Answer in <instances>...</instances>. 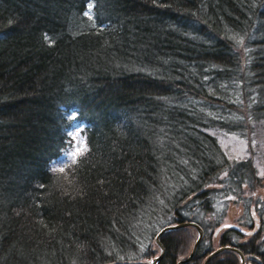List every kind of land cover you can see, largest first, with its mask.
Returning a JSON list of instances; mask_svg holds the SVG:
<instances>
[{
    "label": "trees",
    "instance_id": "16d2710c",
    "mask_svg": "<svg viewBox=\"0 0 264 264\" xmlns=\"http://www.w3.org/2000/svg\"><path fill=\"white\" fill-rule=\"evenodd\" d=\"M255 124L264 0H0V264H149L161 246L176 264L196 227L154 234L185 219L203 233L181 264L216 247L205 264H264L255 195L236 197L249 237L214 230L224 193L264 181L262 154L228 160L217 135ZM81 125L88 150L61 168Z\"/></svg>",
    "mask_w": 264,
    "mask_h": 264
},
{
    "label": "rangeland",
    "instance_id": "374dc122",
    "mask_svg": "<svg viewBox=\"0 0 264 264\" xmlns=\"http://www.w3.org/2000/svg\"><path fill=\"white\" fill-rule=\"evenodd\" d=\"M75 117V116H73ZM70 122H72L70 120ZM254 133L252 135L253 138H251V140L248 142V140L246 138H249L250 135L245 134L244 136H237L236 134L233 133H223L220 132L217 137H218V145L219 147L222 149V153L224 154V156L226 157V159H234V160H240V159H246L249 156H254V154L260 153L263 155L264 157V124L263 125H259V124H255L253 126ZM46 137V136H45ZM70 139V138H69ZM78 140V137H75V140L72 141V147L71 150H74V146H75V141ZM70 144V142L68 143ZM85 148V146L81 149V155L83 156L85 154L86 150H83ZM77 155V152L74 154L73 157H75ZM81 158V157H80ZM78 158V159H80ZM254 160V159H253ZM56 162L59 164L60 161L56 160ZM257 166V172L264 173V158L262 159V163L260 164L259 162L255 163ZM61 166H65V164H62ZM264 179V178H263ZM235 181V179L233 180ZM218 188H220V186H217ZM240 189L242 191H240V189L237 187L236 189H238L236 192L238 193V195H233V196H229L226 200L220 201L219 205L216 207L217 210L221 211L222 210V214L218 213L216 214L217 216H221V220L224 219L226 222H234L237 224H241V220L239 219V217L242 214V206L239 203H235L234 198L235 197H240L242 198V196L245 195H257L259 194L260 196H264V181L263 183H260L259 185H255L253 187H251V192L248 190V188L246 189L245 187L242 188V186L240 185ZM256 187V188H255ZM227 194L224 193V196H226ZM224 196L222 195V198H224ZM217 205V203H216ZM223 206V207H221ZM224 213V214H223ZM189 215V214H188ZM174 223V222H173ZM247 233H250L249 230H247ZM245 239V238H242ZM218 249L214 250L209 258L211 256H214L215 254L217 255L219 251H217ZM188 255V254H187ZM208 258V259H209Z\"/></svg>",
    "mask_w": 264,
    "mask_h": 264
},
{
    "label": "water",
    "instance_id": "95a60500",
    "mask_svg": "<svg viewBox=\"0 0 264 264\" xmlns=\"http://www.w3.org/2000/svg\"><path fill=\"white\" fill-rule=\"evenodd\" d=\"M180 224H191V225L195 226V227L197 228L198 234H197V236H196V238H195V240H194V242H193V244H192V247H191L190 252L188 253V255H187L184 259H180V260H178V261L176 262V264H181V263H183L184 261H186L187 259L190 258V256L192 255V253H193V251H194V248H195L196 244H197L198 241H199L200 234H201V230H200V228H199L195 223H193V222H191V221H185V222H180V223L175 224V225H168V226H165V227H163V228L158 232V234H159L160 232H162L166 227H167V228H171V227H174V226H177V225H180ZM160 246H161V245H160ZM160 248H161V250H160L159 254H158L156 257H154V258L151 259L150 262H152V264H154L156 261H158V260L160 259V257L162 256V254H163V247L161 246ZM232 248H233V249H236L235 247H232ZM236 250H237V249H236ZM239 254H240V253H239ZM208 256H209V255L206 256V258L204 259V261H203L202 264H205V261L207 260Z\"/></svg>",
    "mask_w": 264,
    "mask_h": 264
},
{
    "label": "flooded vegetation",
    "instance_id": "af4514ba",
    "mask_svg": "<svg viewBox=\"0 0 264 264\" xmlns=\"http://www.w3.org/2000/svg\"><path fill=\"white\" fill-rule=\"evenodd\" d=\"M259 253H263V250L259 251ZM256 259L257 262H259V258L257 257L256 254L253 253H245L244 257H243V262L244 264L248 261V264H253L252 262H250L251 260Z\"/></svg>",
    "mask_w": 264,
    "mask_h": 264
},
{
    "label": "snow or ice",
    "instance_id": "6c2138e0",
    "mask_svg": "<svg viewBox=\"0 0 264 264\" xmlns=\"http://www.w3.org/2000/svg\"><path fill=\"white\" fill-rule=\"evenodd\" d=\"M92 7V5L90 4L89 5V8H91ZM85 15H89V13L88 12H85ZM262 175H264V173H262ZM227 227V226H226ZM250 235V234H249ZM149 264H152V262H149Z\"/></svg>",
    "mask_w": 264,
    "mask_h": 264
}]
</instances>
